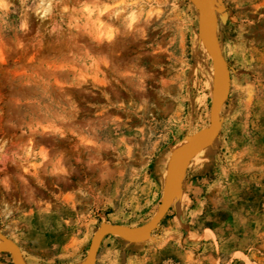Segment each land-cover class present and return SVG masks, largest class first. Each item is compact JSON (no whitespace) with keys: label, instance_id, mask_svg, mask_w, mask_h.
Listing matches in <instances>:
<instances>
[{"label":"rangeland","instance_id":"rangeland-1","mask_svg":"<svg viewBox=\"0 0 264 264\" xmlns=\"http://www.w3.org/2000/svg\"><path fill=\"white\" fill-rule=\"evenodd\" d=\"M183 163L93 264H264V0H0V264H88Z\"/></svg>","mask_w":264,"mask_h":264},{"label":"water","instance_id":"water-1","mask_svg":"<svg viewBox=\"0 0 264 264\" xmlns=\"http://www.w3.org/2000/svg\"><path fill=\"white\" fill-rule=\"evenodd\" d=\"M217 106H218V102H217V98L215 97L214 102H213V119L215 118V115H216L215 113L217 111ZM208 131L211 132L212 130L209 129ZM185 159H186V157H185ZM185 159L183 160V162H185ZM185 167H186V165L183 163L181 166V171H180L179 175L183 176V172H184ZM173 194H174L173 191L168 193L167 197L162 201L161 205L159 206L158 212L155 215L154 219L151 222H149L143 230L127 228V227H124L122 225H111V224L101 225L97 229L96 233L94 234L92 242H91V248H90L91 253L89 256V260L91 261V264H93L94 258L96 256V253L98 250L97 244H98V240L101 236H104L106 234H120V235H127V236L137 237V238H144L146 236H149L151 234V232L153 231V229L156 227V225L161 220V218H162L161 213L162 212L165 213V211L168 209V207L172 201Z\"/></svg>","mask_w":264,"mask_h":264},{"label":"bare ground","instance_id":"bare-ground-1","mask_svg":"<svg viewBox=\"0 0 264 264\" xmlns=\"http://www.w3.org/2000/svg\"><path fill=\"white\" fill-rule=\"evenodd\" d=\"M204 36H206V35H204ZM209 39V38H208ZM203 40H204V38H203ZM206 40V39H205ZM204 40V41H205ZM208 40H206L205 41V43L207 42ZM209 42H210V40H209ZM210 44V43H209ZM209 44H205V46H207V45H209ZM208 47V46H207ZM214 102V101H213ZM217 102H218V106H217V111H216V115H215V118L213 119V105H212V109H211V119H212V123L211 124H213L212 126H213V128H214V126H215V123H216V117H217V113L219 112V107H220V102H219V99H217ZM182 147V148H181ZM181 147H179L180 149H178V150H175L172 154H171V156H170V160L168 159V161H169V165H167L168 166V169L166 170V176L165 177H167V178H165V179H167V181H166V183L169 181V179H171V176H172V174H173V170H174V168H175V166L177 165V163H179L178 161L180 160V158H181V156H182V154H183V151H184V147L183 146H181ZM185 164V163H184ZM181 179H182V175H178V177H177V179L170 185V188L168 189V192L167 193H169V192H174V194H173V197H172V201H173V198H174V196H175V193H176V191H177V187H178V185H179V182L181 181ZM167 187V186H166ZM175 190V191H174ZM166 197V196H165ZM172 201H171V203H172ZM170 203V204H171ZM159 209V208H158ZM158 212V211H157ZM163 213V212H162ZM161 213V215L163 216V214ZM157 214V213H156ZM155 214V215H156ZM155 217V216H154ZM154 217H153V219H154ZM152 219V220H153ZM151 220V221H152ZM150 221V222H151ZM97 231V230H96ZM96 233V232H95ZM118 235H120V234H118ZM120 236H122V235H120ZM123 236H127V235H123ZM103 236H101L100 238H99V240H98V244H97V249H98V245H99V241H100V239L102 238ZM146 237H148V236H146ZM91 242H92V240H91ZM90 248H91V244H90ZM90 248H89V253H88V256H87V263L88 264H91V261L89 260V256H90V253H91V250H90ZM19 256V255H18ZM17 258V257H16ZM95 259V258H94ZM19 259H17V261H18ZM21 260V259H20ZM93 263H94V261H93Z\"/></svg>","mask_w":264,"mask_h":264}]
</instances>
